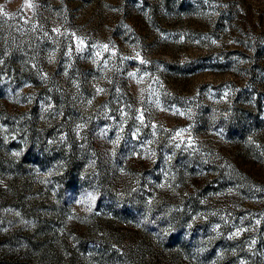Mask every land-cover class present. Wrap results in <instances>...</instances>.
<instances>
[{
    "label": "rangeland",
    "instance_id": "obj_1",
    "mask_svg": "<svg viewBox=\"0 0 264 264\" xmlns=\"http://www.w3.org/2000/svg\"><path fill=\"white\" fill-rule=\"evenodd\" d=\"M0 264H264V0H0Z\"/></svg>",
    "mask_w": 264,
    "mask_h": 264
},
{
    "label": "trees",
    "instance_id": "obj_2",
    "mask_svg": "<svg viewBox=\"0 0 264 264\" xmlns=\"http://www.w3.org/2000/svg\"><path fill=\"white\" fill-rule=\"evenodd\" d=\"M66 189L72 190L73 188H71V187H67Z\"/></svg>",
    "mask_w": 264,
    "mask_h": 264
}]
</instances>
